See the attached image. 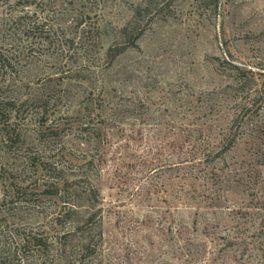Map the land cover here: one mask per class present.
Masks as SVG:
<instances>
[{"label":"rangeland","instance_id":"obj_1","mask_svg":"<svg viewBox=\"0 0 264 264\" xmlns=\"http://www.w3.org/2000/svg\"><path fill=\"white\" fill-rule=\"evenodd\" d=\"M0 264H264V0H0Z\"/></svg>","mask_w":264,"mask_h":264},{"label":"trees","instance_id":"obj_2","mask_svg":"<svg viewBox=\"0 0 264 264\" xmlns=\"http://www.w3.org/2000/svg\"><path fill=\"white\" fill-rule=\"evenodd\" d=\"M140 32H142V31H140ZM140 32H137L136 33V36H135V38H133V40L132 41H130V43H128L129 45H132V44H134V42L137 40V38L139 37V34H140ZM127 44V45H128Z\"/></svg>","mask_w":264,"mask_h":264}]
</instances>
